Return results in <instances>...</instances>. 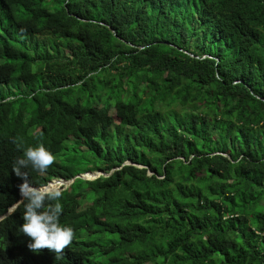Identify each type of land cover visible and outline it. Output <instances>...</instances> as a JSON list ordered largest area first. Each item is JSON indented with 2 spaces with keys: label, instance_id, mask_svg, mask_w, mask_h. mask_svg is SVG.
Returning <instances> with one entry per match:
<instances>
[{
  "label": "trees",
  "instance_id": "trees-1",
  "mask_svg": "<svg viewBox=\"0 0 264 264\" xmlns=\"http://www.w3.org/2000/svg\"><path fill=\"white\" fill-rule=\"evenodd\" d=\"M40 143L74 239L0 264H264V0H0V214Z\"/></svg>",
  "mask_w": 264,
  "mask_h": 264
},
{
  "label": "clouds",
  "instance_id": "clouds-1",
  "mask_svg": "<svg viewBox=\"0 0 264 264\" xmlns=\"http://www.w3.org/2000/svg\"><path fill=\"white\" fill-rule=\"evenodd\" d=\"M54 160V154L40 143L34 147H27L23 151V157L18 158L11 168L23 182L19 185L17 200L0 214V229L13 240L15 247L24 245L31 256H59L74 239V230L70 226L60 224L63 208L59 202L62 196L61 189L71 184L74 178L69 180L54 178L46 185L34 187L28 171H25L30 168L44 173ZM98 175V172H86L75 177L91 180ZM53 182L62 183L60 189L52 186ZM20 203L24 206L23 220L10 219L5 223V219L12 215Z\"/></svg>",
  "mask_w": 264,
  "mask_h": 264
},
{
  "label": "rangeland",
  "instance_id": "rangeland-1",
  "mask_svg": "<svg viewBox=\"0 0 264 264\" xmlns=\"http://www.w3.org/2000/svg\"><path fill=\"white\" fill-rule=\"evenodd\" d=\"M97 172L99 173V175H101V174L104 175V176H107L108 175V173H104L102 171H97ZM60 184H62V183L53 182L52 186L58 187L60 189V187H59ZM87 205H88V201L87 200L82 203V207H85Z\"/></svg>",
  "mask_w": 264,
  "mask_h": 264
}]
</instances>
